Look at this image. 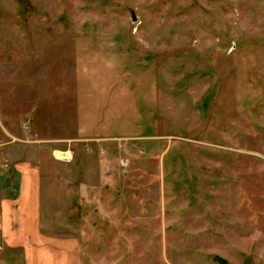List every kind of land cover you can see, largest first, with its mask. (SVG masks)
Here are the masks:
<instances>
[{
	"label": "rangeland",
	"instance_id": "obj_1",
	"mask_svg": "<svg viewBox=\"0 0 264 264\" xmlns=\"http://www.w3.org/2000/svg\"><path fill=\"white\" fill-rule=\"evenodd\" d=\"M31 150L62 264H264V0H0V198Z\"/></svg>",
	"mask_w": 264,
	"mask_h": 264
},
{
	"label": "crops",
	"instance_id": "obj_2",
	"mask_svg": "<svg viewBox=\"0 0 264 264\" xmlns=\"http://www.w3.org/2000/svg\"><path fill=\"white\" fill-rule=\"evenodd\" d=\"M32 151L14 163L19 175L18 189L13 195L0 198V213L5 211L8 215L7 222L0 221L1 240L5 247H23L27 252V264H44L50 258H56L57 263L62 264L68 245L57 246L56 243V247L53 246L50 243L52 238L44 232L42 219L44 210L46 213L49 210L50 201L44 206L42 192L46 181L42 177L41 165L35 161L36 152Z\"/></svg>",
	"mask_w": 264,
	"mask_h": 264
},
{
	"label": "trees",
	"instance_id": "obj_3",
	"mask_svg": "<svg viewBox=\"0 0 264 264\" xmlns=\"http://www.w3.org/2000/svg\"><path fill=\"white\" fill-rule=\"evenodd\" d=\"M215 259H217V261L220 262L221 264H232V263H230V261H228L227 259H225L223 257H215ZM246 264H252L251 263V257L247 258Z\"/></svg>",
	"mask_w": 264,
	"mask_h": 264
},
{
	"label": "water",
	"instance_id": "obj_4",
	"mask_svg": "<svg viewBox=\"0 0 264 264\" xmlns=\"http://www.w3.org/2000/svg\"><path fill=\"white\" fill-rule=\"evenodd\" d=\"M133 19L136 20V15L134 12H133ZM0 244H1V232H0Z\"/></svg>",
	"mask_w": 264,
	"mask_h": 264
},
{
	"label": "built area",
	"instance_id": "obj_5",
	"mask_svg": "<svg viewBox=\"0 0 264 264\" xmlns=\"http://www.w3.org/2000/svg\"><path fill=\"white\" fill-rule=\"evenodd\" d=\"M1 189V188H0Z\"/></svg>",
	"mask_w": 264,
	"mask_h": 264
}]
</instances>
